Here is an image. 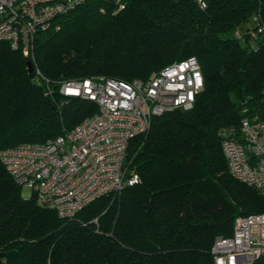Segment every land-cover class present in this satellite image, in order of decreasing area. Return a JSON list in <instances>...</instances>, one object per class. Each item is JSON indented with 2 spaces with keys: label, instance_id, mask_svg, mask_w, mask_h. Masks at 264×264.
<instances>
[{
  "label": "trees",
  "instance_id": "16d2710c",
  "mask_svg": "<svg viewBox=\"0 0 264 264\" xmlns=\"http://www.w3.org/2000/svg\"><path fill=\"white\" fill-rule=\"evenodd\" d=\"M203 1L87 0L37 33L32 74L30 56L0 42V149L45 142L97 111L80 98L61 105V81L147 80L189 56L203 76L192 108L154 116L129 141L140 183L71 219L24 199L0 162V264H213L214 238L230 235L236 216L264 212V196L229 174L220 145L224 126L264 121V0ZM118 202L133 203L143 225L110 226Z\"/></svg>",
  "mask_w": 264,
  "mask_h": 264
},
{
  "label": "built area",
  "instance_id": "2783aa9c",
  "mask_svg": "<svg viewBox=\"0 0 264 264\" xmlns=\"http://www.w3.org/2000/svg\"><path fill=\"white\" fill-rule=\"evenodd\" d=\"M86 1L0 0V42L29 57L38 32ZM197 2L205 7L203 0ZM35 77L48 82L37 68ZM58 85L61 105L80 98L95 103L97 111L45 142L0 149V162L40 206L53 209L60 219H71L96 199L140 183L127 161L129 141L146 133L154 116L192 108L203 76L197 58L189 56L147 80L92 76ZM220 145L229 174L264 196V121L245 117L236 126H224ZM210 253L213 264H251L264 256V212L236 216L232 233L217 235Z\"/></svg>",
  "mask_w": 264,
  "mask_h": 264
},
{
  "label": "rangeland",
  "instance_id": "374dc122",
  "mask_svg": "<svg viewBox=\"0 0 264 264\" xmlns=\"http://www.w3.org/2000/svg\"><path fill=\"white\" fill-rule=\"evenodd\" d=\"M35 50L33 49L32 51V55L28 58V60H30L32 62V66H33V63L35 61ZM37 68V67H36ZM38 69V68H37ZM39 70V69H38ZM40 71V70H39ZM41 73V71H40ZM42 74V73H41ZM43 75V74H42ZM44 76V75H43ZM35 80L36 82H38L39 84H42L40 82V79L36 78L35 77ZM63 128H67V126L65 124H62L61 125V129ZM30 191L26 188H22V194L21 196L24 198V199H34V196L31 194H29ZM35 200V199H34ZM106 206V205H105ZM106 208V207H105ZM104 207L101 209L104 210L105 209ZM113 210H112V213H111V220H110V226H113V227H117L118 229H122V226H126V222L127 220L129 222H134V225L132 226H139L140 224L143 225V221L144 220H137V215L134 217L132 213H138L137 210H133V203L131 202H127L126 206H123V202H118L116 205H114L113 207ZM126 213V217L124 219H122V215ZM94 222L97 224V218L94 219ZM140 225V226H142ZM114 229V228H113ZM107 233H110V232H107Z\"/></svg>",
  "mask_w": 264,
  "mask_h": 264
},
{
  "label": "water",
  "instance_id": "95a60500",
  "mask_svg": "<svg viewBox=\"0 0 264 264\" xmlns=\"http://www.w3.org/2000/svg\"><path fill=\"white\" fill-rule=\"evenodd\" d=\"M26 66H27V70L30 74H32L33 71V66H32V62L30 60L26 61Z\"/></svg>",
  "mask_w": 264,
  "mask_h": 264
}]
</instances>
